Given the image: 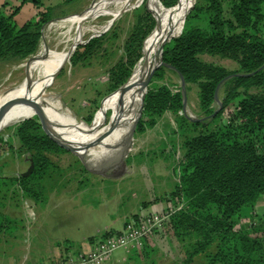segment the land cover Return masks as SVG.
<instances>
[{
	"label": "trees",
	"instance_id": "16d2710c",
	"mask_svg": "<svg viewBox=\"0 0 264 264\" xmlns=\"http://www.w3.org/2000/svg\"><path fill=\"white\" fill-rule=\"evenodd\" d=\"M80 1L61 0L60 6ZM149 1H143L134 11L123 57L108 72L109 93L119 91L148 54L160 10L173 11L181 4V0ZM26 2L35 8L36 18L20 27L11 22L19 7L8 16L0 14V62H21L35 56L42 28L55 15V8L44 7L42 0H23L22 5ZM223 4L224 0H192L188 12L181 16L179 30L178 23L149 70L139 96L140 111L131 114L132 122L138 119L139 129L142 125L152 128L156 118L166 112L178 115L182 127L204 129L183 142L184 154L172 195L185 204L163 225L186 243L181 264H194L196 259L200 260L198 264H264V238L252 235L255 222L247 230L235 227L243 211L254 208L258 198L264 199V0H228L227 9ZM100 43L101 38H93L77 44L70 64L76 66L90 58ZM200 55L229 59L238 70L232 74L203 63ZM166 72L174 73L179 80L181 77L186 85L196 86L203 118L191 121L181 114V87L172 91L164 85L154 86L152 80L163 78ZM223 81L228 88L216 111L214 91ZM252 88L261 91L248 93ZM99 107L94 104L93 112ZM229 107L228 122L217 124ZM33 117L14 130L19 152L28 157L30 168L18 177H0V188L11 185L26 198L40 202L41 184L54 168L48 155L66 154L72 148L52 120L41 114ZM85 122L90 125L96 118L89 117ZM6 146L10 147L0 138V148ZM15 223L0 213V232L14 230ZM109 233L112 231L102 236Z\"/></svg>",
	"mask_w": 264,
	"mask_h": 264
},
{
	"label": "rangeland",
	"instance_id": "374dc122",
	"mask_svg": "<svg viewBox=\"0 0 264 264\" xmlns=\"http://www.w3.org/2000/svg\"><path fill=\"white\" fill-rule=\"evenodd\" d=\"M22 1L0 0L2 16H8L19 7L11 20L17 27L36 18L33 5L29 2L22 5ZM100 1L102 0H82L71 6H60L61 0H42L44 7L55 8V15L42 28L36 55L21 62H0V113L5 101L29 79L33 80V84L27 87V93L32 99L47 95L53 99L55 97L58 102L61 100L60 103L74 120L94 137L96 144L117 141L120 133L122 89L109 93L106 80L109 69L123 57L124 42L133 27L135 9L143 1L150 4L149 0H132L105 30L97 34H84L77 44L93 38H101V43L93 55L82 63L72 66L70 55L66 61L53 60L47 63L36 75L29 66V62L43 48L61 51L63 45L57 43L67 28L65 22L82 15ZM191 3L192 0H188L187 10ZM223 7L228 8V0H224ZM108 11H112V8ZM111 18L107 15L99 16L93 21L87 19L82 27L98 30ZM262 26L264 28V20ZM198 59L224 68L232 74L238 70L235 62L219 56L200 55ZM152 82L156 87L164 85L172 91L181 87L180 80L171 72H166L161 79L154 78ZM227 88L224 81L219 84L215 110H218ZM138 90L134 91L133 88L131 92L128 143L117 157L90 163L87 157L75 150L66 154L48 155L54 168L41 184L40 202L26 198L11 185L6 184L0 188V213L16 222L14 230L0 232V264H4L5 258L10 259L12 264H50L54 261L51 260V255L56 250L66 252L70 249L69 251L78 253L104 233L120 230L128 219L137 214L158 212L167 204H185L184 200L172 195L178 181V166L184 154L183 142L204 129L182 127L178 115L171 112L157 117L152 128L145 125L141 129L136 128L138 119H135L136 123L132 122L131 114L140 111ZM260 91L261 89L252 88L248 93L257 94ZM184 92L185 112L181 114L191 121L203 118L198 108L196 86L185 84ZM94 104H100L95 112ZM230 110L231 107L216 123L228 122ZM93 116L96 122L87 124L85 120ZM23 121L25 119L6 121L0 128V138L10 145L0 148L2 178L18 177L30 168L28 157L19 152L14 137L16 126ZM57 131L62 135L58 128ZM79 143L86 149L92 148L81 141ZM240 218L235 223L237 229L247 230L251 222H255V233L252 235L264 238V199L258 198L255 207L243 211ZM185 244L162 227L143 249L126 254L118 251L113 254V258L122 254L118 258V264H181ZM63 257L57 255L55 260ZM109 262L110 260L105 264ZM199 262L196 259L194 264Z\"/></svg>",
	"mask_w": 264,
	"mask_h": 264
},
{
	"label": "bare ground",
	"instance_id": "6f19581e",
	"mask_svg": "<svg viewBox=\"0 0 264 264\" xmlns=\"http://www.w3.org/2000/svg\"><path fill=\"white\" fill-rule=\"evenodd\" d=\"M131 1L132 0H102L86 10L82 15L66 21L64 25L67 28L60 35L59 42L57 43V45L62 44L63 49L61 51L48 50L47 48L41 49L37 56L29 62V66L34 74L36 75L42 67L53 60L66 61L70 57L71 52L73 53L72 49L83 38L82 36L84 34H87V32L97 34L105 30ZM187 5L188 0H181L178 9H172L173 11L161 10L156 29H154L155 31L152 33L153 36L151 35L152 38L150 37L151 41L148 54L136 64L129 80L121 88L120 133L117 141L96 144L93 139L94 137L92 138L83 126L74 120L71 113L60 103L61 100L58 102L55 100V97L53 99L47 97V95L32 99L29 93H27V87L33 84V80L29 81V79L23 83L24 85L22 84L20 86L18 91L15 92L10 99L5 101L0 113V128L5 125L4 123L6 121L26 120L39 112L41 115L48 117L54 122L71 148H73L76 153L80 155L83 154L87 157L88 162L97 163V161H106L107 159L117 157L125 149L126 143H128L129 104L131 102L132 89L134 88V91L139 89V100L142 81L146 78L147 74H149V70L152 66L157 63V55L160 51V47L171 38L174 33L171 36H169V34L174 28H177L178 23L179 30L182 19L181 16L187 12ZM110 7L112 11H108ZM107 15L112 17L111 20L98 30L93 27H82L87 19L93 21L99 16ZM143 74L144 76L141 80ZM32 105L36 106L37 110H35ZM79 141L88 148H92L86 149L80 145Z\"/></svg>",
	"mask_w": 264,
	"mask_h": 264
},
{
	"label": "built area",
	"instance_id": "2783aa9c",
	"mask_svg": "<svg viewBox=\"0 0 264 264\" xmlns=\"http://www.w3.org/2000/svg\"><path fill=\"white\" fill-rule=\"evenodd\" d=\"M181 208L179 203L158 212H143L128 219L119 231L96 239L88 248L70 253L50 264H105L118 251H139L163 227L170 217Z\"/></svg>",
	"mask_w": 264,
	"mask_h": 264
},
{
	"label": "water",
	"instance_id": "95a60500",
	"mask_svg": "<svg viewBox=\"0 0 264 264\" xmlns=\"http://www.w3.org/2000/svg\"><path fill=\"white\" fill-rule=\"evenodd\" d=\"M170 40V39H169ZM169 40H167L166 42H168ZM165 44V43H164ZM163 44V45H164ZM235 76H237V75H235ZM149 79V74H147V76H146V78L142 81V83H141V90H143L144 88H145V86H146V84H147V80ZM180 82H181V89H182V96H183V102H182V112H185V92H184V85H185V83H184V81H183V79L180 77ZM123 87V86H122ZM121 87V88H122ZM218 87H219V85L216 87V89H215V91H214V101L215 102H217V89H218ZM121 88H120V90H121ZM119 90V91H120ZM33 106V108H35V110H37V108H36V106H34V105H32ZM221 107V104L219 105V108ZM217 111V110H216ZM36 115H40V113L39 112H37L36 113ZM187 119H189V118H187ZM190 120V119H189ZM44 131H45V129H44ZM46 132V131H45ZM72 150H73V148H72ZM105 172V171H104Z\"/></svg>",
	"mask_w": 264,
	"mask_h": 264
},
{
	"label": "crops",
	"instance_id": "0c3cea01",
	"mask_svg": "<svg viewBox=\"0 0 264 264\" xmlns=\"http://www.w3.org/2000/svg\"><path fill=\"white\" fill-rule=\"evenodd\" d=\"M123 226V225H122ZM122 228V227H121ZM120 228V229H121ZM119 231V230H118ZM65 240L66 241H70L69 239H67V238H65ZM72 240V239H71ZM70 242H72V241H70ZM70 249H67L66 250V252H63L62 250L61 251H58V250H56V252H54L52 255H51V260H55V258H56V256L57 255H60V257H61V255H63V256H65V255H67V254H70V253H73V252H71V251H69ZM120 256H122V254L121 255H118L116 258H111V260H110V262L109 263H107V264H118V263H120V259H118V258H120ZM5 262H4V264H12V262L10 261V259H8V258H5ZM34 264V263H33Z\"/></svg>",
	"mask_w": 264,
	"mask_h": 264
}]
</instances>
